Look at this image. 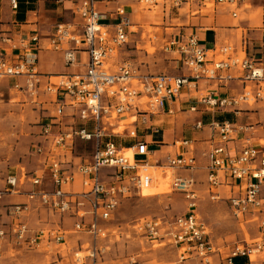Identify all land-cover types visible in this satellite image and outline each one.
<instances>
[{
    "label": "built area",
    "instance_id": "built-area-1",
    "mask_svg": "<svg viewBox=\"0 0 264 264\" xmlns=\"http://www.w3.org/2000/svg\"><path fill=\"white\" fill-rule=\"evenodd\" d=\"M100 1L107 0H76L73 14L79 22L56 25L47 43L48 49L62 52L66 66L75 63L76 52H84L87 61L83 73L49 76L46 84L41 85L36 55L14 62L0 58V81L16 80L14 88L32 99L40 92L57 99L55 115L41 123L43 144L32 149L41 159L39 166L30 172L19 167L17 174L5 178L0 189V204L8 195L24 197V201L6 207L10 220L5 230L0 228V242L10 239L21 248L39 250L64 245L65 236L70 232L84 233L90 238L87 254L81 257V252L74 253V263L85 264V259H90V264H95L100 250L97 244L110 231L105 224L121 200L131 195L142 196L150 186L152 179L143 169L148 167L161 170L163 179L170 173V191L183 197L186 213L168 220L136 221L132 225L134 234L146 239L151 247L174 246L178 264H187L190 258L208 263L214 249L208 226L196 212L195 181L174 174L175 171L192 172L197 168L192 143L188 140L176 142L174 146L179 151L174 156H166L163 166L150 167L140 160L148 156V149L146 142L138 139L136 126L139 124L146 129L151 118L173 116L170 105L181 90L196 93L201 81L215 83L218 87H226L231 82L243 85V91L234 96L207 93L196 98L203 110L235 113L242 105L263 101L264 58L249 56L246 47L241 55L233 57L231 46L217 52L205 50L195 35L182 34L165 42L162 50L177 56L187 70L186 75L141 74L129 61H115L128 40L130 21L125 9L121 6L115 9L113 26L102 25L103 15L97 6ZM200 1L206 8L214 1L222 3L224 0ZM185 2L187 0H166L171 9H179ZM238 2L245 4V0H227L235 7ZM139 3L151 6L155 1L139 0ZM262 3L264 9V0ZM11 5L16 8L15 1ZM232 16L236 18L237 14L232 13ZM20 46L23 51L38 47V38L34 36L29 42L21 41ZM189 110L198 111L195 107ZM64 118H69L70 125L63 130ZM121 119L129 122L121 125ZM121 126L122 132L117 133ZM211 126L218 137L216 146L207 151L203 167L209 200L220 201L216 189L222 185V177L231 179L239 191L227 200L232 216L240 219L249 215L248 221L255 223L258 229L257 237L243 241L227 253L224 264H233L235 258L252 264L264 255V152L252 146L239 151L230 149L228 143L242 128L236 130L227 122H213ZM194 127L200 129L201 122L197 121ZM124 135L136 140L132 147L124 149L118 143V138ZM76 140L92 141L94 149L89 161L73 165L68 155ZM185 148L188 151L182 150ZM129 152L131 161L127 156ZM26 186L30 189H25ZM33 209L73 218L72 229L64 231L59 225L32 228L26 219Z\"/></svg>",
    "mask_w": 264,
    "mask_h": 264
},
{
    "label": "rangeland",
    "instance_id": "rangeland-1",
    "mask_svg": "<svg viewBox=\"0 0 264 264\" xmlns=\"http://www.w3.org/2000/svg\"><path fill=\"white\" fill-rule=\"evenodd\" d=\"M263 0H249L245 8L238 11L237 18L229 17L232 27H247L249 24L252 33L264 28ZM142 11L157 12L158 8L140 4ZM221 7H218L219 11ZM217 11H213L212 4L206 6L201 14L189 20L181 17L173 23L182 24L187 28L212 27V19ZM208 18V20H207ZM254 18H259V23H255ZM249 21V22H247ZM130 29L127 44L121 49L115 61H129L133 63L139 73L144 75L165 74L169 76H181L187 74L177 56L164 52L162 46L163 36H159V30L153 27ZM186 29V28H185ZM239 29V28H238ZM248 32V33H250ZM168 34L174 33L167 30ZM260 33V32H257ZM251 40L248 53L250 56L259 57L264 54V47L257 46L255 40ZM264 38V36H263ZM220 59V57H217ZM54 82L55 79H52ZM21 81H18V83ZM7 90V88H3ZM15 92L11 96L4 93L0 97V188L4 185V180L8 175L17 174L19 167H24L28 172L39 166V157L35 156L32 149L39 144H43L40 137L41 120L45 115L51 114L54 107L49 103L48 97H41L38 101L32 99L24 92ZM26 95L27 97H25ZM43 101L42 105H37ZM44 109V110H42ZM264 114L261 111L260 117ZM129 120L121 119V125ZM63 130L70 125L68 118L63 119ZM264 125V122L262 123ZM56 131V129L54 130ZM122 132V126L116 131ZM259 144L264 145L263 141ZM94 149L93 142L76 140L73 142L72 152L68 155L73 165L91 156ZM66 157H63L65 159ZM68 166V164L66 165ZM69 168V166L67 167ZM151 178L156 176L160 182H155V191L148 188L143 191L142 196L131 195L121 200L117 210L111 215L105 227L108 228L107 237L98 242L100 249L96 254L95 264H178L177 249L165 244L163 246L151 247L146 239L137 236L132 230V225L136 221L170 219L181 216L186 212L183 197L170 191L169 176L165 179L161 170L153 168H143ZM153 182V181H152ZM202 186L203 183L200 182ZM197 202V215L208 226L210 232V243L214 249L207 260L202 262L198 258L188 259L187 264H221L224 257L236 245L243 241L257 237V225L248 224L239 226L234 218L230 217L226 204L211 202L205 194V188L200 187ZM3 202V201H1ZM9 217L2 206H0V228L6 229ZM29 226L38 228L41 226L52 227L53 225L64 227V231H70L74 219L57 214L45 209H33L26 219ZM90 238L84 233H68L65 236V244L60 246L51 245L48 249L29 250L21 248L10 239L0 242V264H75L73 254L81 252L80 256L87 254ZM221 257L223 260H221ZM85 264H90V259H85ZM252 264H264V255L255 259Z\"/></svg>",
    "mask_w": 264,
    "mask_h": 264
},
{
    "label": "crops",
    "instance_id": "crops-1",
    "mask_svg": "<svg viewBox=\"0 0 264 264\" xmlns=\"http://www.w3.org/2000/svg\"><path fill=\"white\" fill-rule=\"evenodd\" d=\"M12 1L16 3L15 9L12 8ZM154 1L155 3L151 6L158 8L157 12L150 10L141 12L139 0L100 1L97 6L100 14L103 15L101 24L113 26L116 23V18L113 13L117 7L121 6L125 9L130 21L127 29L128 35L131 32L130 29L133 27V24L137 28L153 27L159 30L158 35H164L162 37L163 43L182 34H192L196 36L200 45L205 50L217 52L226 46L233 47L234 53L232 57L241 55L244 47L249 49L251 40L248 35L255 40L257 46L264 47V28L252 33L250 32L251 28L249 24L247 27L234 28L229 22V17L234 18L232 13H236L238 16V11L250 5L249 0H245V4L238 2L237 7L227 3V0H224L222 3L212 1L213 11H217L218 7H221V9L217 11L216 16L214 15L212 27L206 28H187L181 26L182 24L178 25L173 23L181 17L189 20L190 17L196 18L200 15L202 10L205 9L200 0H187L179 9L169 8L166 0ZM75 3L76 0H0V58L14 62L19 59L28 58L31 55H36V68L41 75V85L46 84L47 77L49 76L83 73L87 61V56L84 52H76L75 63L71 66H66L62 52L54 51L47 47L48 40L53 35L56 25L79 22L77 16L73 14ZM259 21L260 19L257 18L255 23L258 24ZM167 30H172L174 33L168 34L166 33ZM34 36L38 38V47L23 51L20 46L21 41L29 42L31 37ZM254 58L262 59L264 58V54L259 57L254 56ZM177 61H179L178 58ZM184 70L187 73L185 68ZM15 82L16 80L14 79L0 81V97L4 93H7L9 96L13 93L15 94V92L21 93L14 88ZM3 88H7V90H3ZM242 91L243 85L239 82H231L226 87H218L215 83L201 81L199 83V90L196 93L182 89L178 98L170 105L174 111L173 116H157L151 118L146 124V129L137 124L136 133L138 139L144 140L148 149V156L146 158H140V160L145 161L150 167H155L156 164L163 166L166 156H174L179 151L174 146L176 142L182 140L190 141L193 146V155L197 162V168L192 172L175 171L174 174L185 179L192 178L195 181L194 189L197 195L199 193L198 188L204 187L206 197L209 199L206 172L203 167L205 164V155L211 147L216 146L218 137L217 133L212 129L211 124L213 122H227L233 125L236 130L242 128L232 136L231 141L228 143V148L239 151L246 146H252L264 152V145L259 144L260 141L264 142V125L262 124L264 122V114L260 117L261 111L264 110V100L257 101L250 106L242 105L237 108V112L232 113L230 111L211 112L203 110L202 105L198 104L197 99L207 93H213L217 96H234L240 94ZM24 96L27 97L26 95ZM41 97H48V95L40 92L33 102L38 101ZM48 98L54 110L51 114L45 115L41 123L48 122L49 118L55 115L57 99L52 95ZM42 102L39 101L37 105H42ZM191 107H195L198 111L191 112L189 110ZM197 121H200L202 124L200 129L194 127ZM250 126H253L252 129H248ZM125 128L127 130L132 129V127ZM154 129L156 131H153ZM40 138L42 141H39V143L43 142V138ZM135 142V139H130L126 135L120 139L118 138V143L124 149L132 147ZM182 150L188 151V148ZM89 160L90 157L80 162H87ZM151 179L155 183L157 177L153 176ZM221 181L222 185L216 189V194L221 200L217 202L226 204L230 217L234 218L227 200L235 196L239 191L231 179L222 177ZM157 182H160L159 179H157ZM200 182L204 186L200 185ZM27 187L30 189L29 186H26L25 189ZM2 201L0 206H2V211L4 210L5 212L8 205L22 202L24 201V197L22 195H8ZM249 218V215H244L242 218H234V220L242 227L253 224L248 221ZM61 226L64 227V223ZM221 260H223L222 257ZM221 264L224 263L222 262Z\"/></svg>",
    "mask_w": 264,
    "mask_h": 264
},
{
    "label": "trees",
    "instance_id": "trees-1",
    "mask_svg": "<svg viewBox=\"0 0 264 264\" xmlns=\"http://www.w3.org/2000/svg\"><path fill=\"white\" fill-rule=\"evenodd\" d=\"M249 55V53H248ZM250 56V55H249ZM114 142H117V139H113ZM233 264H247L246 260L245 259H242V258H235L233 260Z\"/></svg>",
    "mask_w": 264,
    "mask_h": 264
},
{
    "label": "bare ground",
    "instance_id": "bare-ground-1",
    "mask_svg": "<svg viewBox=\"0 0 264 264\" xmlns=\"http://www.w3.org/2000/svg\"><path fill=\"white\" fill-rule=\"evenodd\" d=\"M128 158L130 159V161L132 160V156H131V153L129 152L128 153ZM148 189L150 190V191H155V183L154 182H151L150 183V186L148 187Z\"/></svg>",
    "mask_w": 264,
    "mask_h": 264
}]
</instances>
